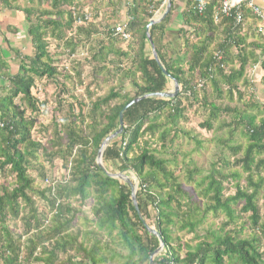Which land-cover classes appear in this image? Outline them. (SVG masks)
<instances>
[{
	"label": "trees",
	"instance_id": "trees-1",
	"mask_svg": "<svg viewBox=\"0 0 264 264\" xmlns=\"http://www.w3.org/2000/svg\"><path fill=\"white\" fill-rule=\"evenodd\" d=\"M27 1L46 4L15 7L30 44L15 75L7 74L0 51V264H148L158 241L143 222L163 242L151 264H264V106L244 77L260 62L264 86V39L216 25L211 7L198 15L185 2V27L167 40L171 0L170 12L148 31L158 65L145 50V28L164 0ZM0 4L11 7L9 0ZM122 7L129 34L124 49L110 29ZM85 10L94 20L99 11L105 15L75 27ZM87 46L69 70L59 67L57 58ZM161 68L178 82V95L146 98L125 110L122 133L102 156L110 173L137 179V215L128 186L105 176L95 159L128 103L168 91ZM67 79L73 88H66ZM51 81L53 100H39L37 86ZM48 115L43 127L38 117ZM202 132L218 152L207 170L178 151L183 139L201 149ZM176 170L194 185L195 198L182 189ZM208 215L220 220L217 229H203Z\"/></svg>",
	"mask_w": 264,
	"mask_h": 264
},
{
	"label": "crops",
	"instance_id": "crops-1",
	"mask_svg": "<svg viewBox=\"0 0 264 264\" xmlns=\"http://www.w3.org/2000/svg\"><path fill=\"white\" fill-rule=\"evenodd\" d=\"M126 3V0H123V4ZM185 7V2L183 0H175V7L174 12L172 15V19L170 24L166 28V32L168 36L166 37L167 40H172L174 37V34L179 31V29L184 28L183 25V19H182V12ZM165 10V1L163 2V5L155 12L153 15V19H157L161 16V14ZM91 13V18L93 23H98L99 20L103 15H105L104 11L97 12V19L94 20L93 16L94 13ZM119 21L110 29L112 30L114 27H116L118 24L125 22V8L122 7L119 13ZM224 23V22H222ZM246 25L245 30L243 32V36L251 40V36L256 37L252 33L253 26L255 25V21L250 18L248 14H246ZM226 25L228 23H225ZM217 25V24H216ZM187 28V27H186ZM219 27L217 31V39L216 42L220 41L219 39L222 38V30ZM188 29V28H187ZM189 30V29H188ZM190 31V30H189ZM264 38V34L261 36ZM27 46L29 47L30 52V44L29 39L26 34V26L24 21V15L21 11H17L16 8H8L3 7L0 8V51L4 55L2 59L7 63V74L8 75H15L17 73L18 69V63L21 56L28 55L25 52ZM148 49L145 48V50L149 51L151 54V48L148 44ZM120 47L124 49L125 42H120ZM77 53H84L82 48H78ZM215 55V54H213ZM20 56V57H18ZM258 61L260 60V57H256ZM82 58L78 59L81 60ZM263 76V71L260 68V62H258L255 65L249 66L246 70L245 79L248 81L249 84L253 85V88H251L252 91H254L255 98L257 99V102L260 105L264 106V86L261 83V79ZM3 83L0 82V85ZM77 92L80 94L82 91L80 89L77 90Z\"/></svg>",
	"mask_w": 264,
	"mask_h": 264
},
{
	"label": "built area",
	"instance_id": "built-area-1",
	"mask_svg": "<svg viewBox=\"0 0 264 264\" xmlns=\"http://www.w3.org/2000/svg\"><path fill=\"white\" fill-rule=\"evenodd\" d=\"M186 3H189L191 10L198 15H202L206 9L209 7L213 10L212 19L214 24L219 23H228L232 31H238L242 36L245 30L246 23V14L250 16L252 20L255 21L253 26L252 33L256 36H262L264 34V0H183ZM155 14V13H154ZM92 21L91 13L88 10H85L80 14V17H75L74 26H81ZM113 35L117 36L123 42H126L129 39V34L126 32V23L122 22L118 24L112 30ZM84 53H72L66 54L65 57H62V63L59 64V67H63L64 71L69 70V64L72 61H77L78 59L84 57ZM216 60H220L221 53H216L214 55ZM67 73V72H66ZM203 83L199 82L197 88H202ZM38 96L43 91L41 86H37ZM42 101V100H41ZM4 128V125L0 122V129Z\"/></svg>",
	"mask_w": 264,
	"mask_h": 264
},
{
	"label": "rangeland",
	"instance_id": "rangeland-1",
	"mask_svg": "<svg viewBox=\"0 0 264 264\" xmlns=\"http://www.w3.org/2000/svg\"><path fill=\"white\" fill-rule=\"evenodd\" d=\"M85 1V2H84ZM91 0H80V3L81 2H83L84 4L85 3H87V2H90ZM9 2H10V5H11V7L10 8H15V7H19L20 9H25V8H32V9H34V10H40V9H45V4L46 3H41L40 5L36 2V1H34V2H28L27 0H9ZM82 3V4H83ZM3 7H5L4 5H2V4H0V8H3ZM89 11V10H88ZM251 41H253V40H263L264 38H260V37H253V36H251ZM263 43V42H262ZM90 47L91 46H87V47H82V50H83V52H84V54H87V52H88V49H90ZM28 52H29V47L27 46V48H26V50H25V52L24 53H26V54H28ZM75 54V53H74ZM256 54H257V57H259L258 55H259V53L258 52H256ZM61 63L63 62V60H61V58H57ZM74 65V63H72L71 64V66H70V68H71V70L72 71H77L78 69H75V70H73L72 68V66ZM70 70V71H71ZM71 75H73V74H71ZM89 80V79H88ZM85 82V86H86V84L89 82H87V81H84ZM114 82V79H111L110 78V81L109 82H102L101 83V88H102V90H100V94L99 95H103V94H105L106 92H107V90H108V88L112 85V83ZM52 83V81L49 83H47V84H45V85H41L42 86V89H43V92L41 93V95H40V99L41 100H43V99H47L48 100V102H50V101H52L53 100V97H54V85L53 84H51ZM73 84H74V81H73V79L72 80H70V79H67L66 80V88L67 89H70V88H73L72 86H73ZM38 85H40V83H38ZM171 89V84H170V87H169V89L168 90H170ZM76 91V90H75ZM76 93H78V92H76ZM83 96H85V94L82 92L81 93V98L83 97ZM16 104H18V101H16ZM47 120H49V115H48V117H38V123L39 124H43V127H46V125H48L49 123L47 122ZM196 122V121H195ZM198 139L201 141V149H197V150H194L193 151V149H194V143H192V141H188L187 139H183V140H181V142H180V144H179V147H178V151L180 152V153H182V154H186L187 153V158H186V160L188 159V158H190V159H192L194 162H195V164H196V166L197 167H200L201 169H204V170H207V168L209 167V165L212 163V161H213V155L214 154H216V153H218L217 151H215V148L213 147V144H210L209 142H207L208 140H209V136L208 135H206V134H204L203 132L200 134V136L198 137ZM191 151V152H190ZM59 165V162H57L56 160H54L53 162H52V165H54V166H56V165ZM44 165H45V167L47 168V164L46 163H44ZM105 168H107L106 166H104ZM110 170H112L110 167L109 168H107V171L109 172ZM54 173H58V171H55ZM110 173V172H109ZM112 173H118V172H116V171H114V172H112ZM176 174L177 175H179L178 177H179V182L181 183V186H182V189L185 191V192H187L188 193V195L191 197V198H195L196 196H195V193L193 192V189H194V185L193 184H189V185H187L186 183H184V180H183V173H180L179 174V171H177L176 170ZM125 176H127L133 183H137V179L135 178V176L133 175V174H129V175H127V174H124ZM33 176L35 177H37V174H36V172L34 173L33 172ZM37 183H38V181H37ZM220 224H221V222H220V220H218V219H215L213 216H211V215H208L207 216V220L205 221V225H204V227H203V229H205V228H209V227H213L214 229H217L219 226H220ZM150 227H153V225H150ZM203 234H204V232H203V230L200 232V235H202L203 236ZM178 236H181V237H183V239H184V241L186 240V241H188L189 242V240H190V237H188V236H185V234L184 233H179L178 234ZM118 261H116V263H117ZM27 264V263H26ZM29 264H31V263H29ZM32 264H35V263H32Z\"/></svg>",
	"mask_w": 264,
	"mask_h": 264
},
{
	"label": "water",
	"instance_id": "water-1",
	"mask_svg": "<svg viewBox=\"0 0 264 264\" xmlns=\"http://www.w3.org/2000/svg\"><path fill=\"white\" fill-rule=\"evenodd\" d=\"M165 1V10L164 12L161 14V16L157 19H152L149 21L148 25L146 26V39L148 41V44L150 45L151 48V55L153 60L160 65L157 54L155 52V48L151 42V38L149 37V28L155 24L160 23L166 16L167 14L170 12L171 9V0H164ZM161 71L163 74L167 75L165 70L161 68ZM169 81L171 82V89L163 92V93H156V94H148V95H143L141 97H137L135 99H133L130 103H128L123 109L122 111L119 113V118H118V129L111 135L107 136L100 144L99 150L97 152V156L95 159V163L97 165V167L103 172V174L109 178L112 179H117L122 181L124 184H126L130 190V200L132 202L133 208L136 211L137 215H139V210L137 207V203L135 200V194H136V185L135 183H133L127 176H125L122 173H109L105 167L103 166L102 163V156H103V152L104 150L107 148V146L109 145V143L111 141H113L117 136H119L122 133L123 130V124H122V114L125 110L129 109L131 106L137 104L138 102H140L141 100H144L146 98H163V99H173L175 98L178 93H179V85L178 82L172 78H170L167 75ZM143 226L145 231L155 237L158 241V247L157 249L151 254V256L149 257V261L148 264H151L152 259L154 256H156L162 249H163V242L159 236V234L157 233V231L154 229V227H150L148 226L145 222H143Z\"/></svg>",
	"mask_w": 264,
	"mask_h": 264
}]
</instances>
